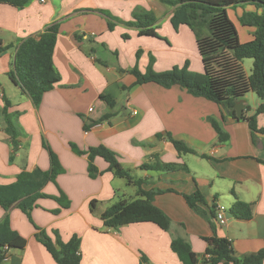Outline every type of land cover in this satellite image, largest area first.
<instances>
[{
  "label": "crops",
  "instance_id": "0c3cea01",
  "mask_svg": "<svg viewBox=\"0 0 264 264\" xmlns=\"http://www.w3.org/2000/svg\"><path fill=\"white\" fill-rule=\"evenodd\" d=\"M137 8L154 15L161 39L139 36L135 27L124 24L109 31L107 18L99 12L131 22ZM171 13L159 0H32L23 8L0 3V43L12 45L0 54V185L13 183L23 171L48 170L45 141L64 173L56 184L48 183L43 193L58 196L60 190L70 201L69 209L54 215L51 211L58 204L39 199L31 212L37 228L15 206L8 212L0 207V222L8 216L11 229L26 240L24 249L11 250L4 264H56L39 242L43 233L54 242V232L63 243L78 237V264H182L170 249L173 238L184 239L202 257L208 248L205 239L214 233L228 240L239 257L264 248L263 136L253 140L245 121H236L217 104L193 97L178 85L169 89L153 83L135 85L128 73L136 65L145 72L150 54L157 56V72L185 63L181 48L190 29L180 26L174 30ZM53 23L59 24L52 60L60 81L35 108L11 81L15 88L6 96L7 85L2 87L1 81L8 78L19 42L37 38ZM250 39L246 35L245 41ZM138 51L142 53L136 61ZM3 95L11 105L8 112L16 129V148L1 120ZM101 95L114 101L113 109ZM245 98L241 99L242 115L249 117L256 107H248ZM108 113L113 116L100 121ZM208 118L221 125L228 137L225 143L218 142ZM256 123L264 128V113L256 116ZM167 134L196 154L179 155L166 140ZM70 144L81 151L105 146L118 155L124 169L144 181V191H163L152 202L170 219L169 230L152 223L106 229L100 219L102 212L118 201L136 199V188L124 180L116 182L118 178L99 157L94 160L99 175L90 179L87 156L77 154ZM156 162L184 165L187 171L139 169L144 163ZM196 190L203 198L198 208L204 216L183 197ZM236 199L252 205L250 220L228 214ZM217 206L226 210L224 226L210 218Z\"/></svg>",
  "mask_w": 264,
  "mask_h": 264
},
{
  "label": "trees",
  "instance_id": "16d2710c",
  "mask_svg": "<svg viewBox=\"0 0 264 264\" xmlns=\"http://www.w3.org/2000/svg\"><path fill=\"white\" fill-rule=\"evenodd\" d=\"M32 0H0L2 4H8L16 8H23ZM163 5L172 10L170 24L174 30L185 26L193 33L197 53L200 57L202 72L194 73L189 70L186 61L182 66H174L170 70L157 72L151 64L152 56H149L148 66L145 72H140L137 65L128 71L135 78V85L153 83L165 89L178 85L188 94L196 98H203L217 104L236 121H245L251 131L252 139L256 135L263 136L264 128H258L256 116L264 113V0H159ZM240 7H254V10L244 9L236 15V21L241 27L251 28V39L241 42L234 21L229 16V10ZM107 18L108 30L112 31L117 24L135 27L139 36L154 37L161 39L156 32V18L151 12L140 8L132 12L131 22H123L112 17L108 12L99 10ZM59 24L49 25L37 38L29 37L21 40L16 47L12 69L7 76L19 91L29 98L35 108L42 102L43 95L53 89L59 83L60 76L53 65V51ZM127 39V36H123ZM12 45L2 46L0 54ZM141 51L136 53V61L139 60ZM252 60L251 73L247 75L243 69L242 61ZM130 88L122 87V90ZM254 93L261 104L256 108L252 116L244 114L238 118L233 109L236 102L246 94ZM100 99L108 108H114V101L105 95ZM4 106L1 110V120L4 131L12 140L16 148V129L12 116L8 112L10 103L3 95ZM113 114H105L100 121L108 120ZM208 122L217 134L218 142L225 143L228 139L221 125L213 119ZM86 129V128H85ZM159 138V135L156 136ZM179 155L196 154L195 151L186 147L182 142L174 140L166 135ZM48 154L49 169L43 171L36 168L30 172L19 173L16 180L9 185H0V207L8 212L15 206L28 220H31V212L37 207L39 199H50L58 204V208L51 211L58 215L62 210L70 208L67 196L59 190L58 196H50L43 193L48 183L56 184V178L64 173L57 155L44 141L42 144ZM71 148L79 155L87 156V175L90 179H96L99 171L94 164L95 158L99 157L108 164V170L118 178L125 181L128 186L136 188V199L132 201L121 200L105 209L100 215L103 226L106 229L118 230L122 226L136 223H152L163 231L170 228V219L161 210L153 205V197L162 193L161 190L144 191V181L133 177L130 170L124 169L118 155L106 148L97 146L81 151L74 144ZM201 157H205L202 156ZM264 164V162H261ZM140 170H151L170 173L177 170L187 171L186 166L176 164L144 163ZM187 205L198 214H204L198 208L203 198L198 190L190 195L183 196ZM252 205L235 200L228 210V214L238 220H250L252 217ZM210 218L215 221V213L211 211ZM213 224V223H212ZM213 226V225H212ZM35 228H37L34 225ZM56 240L52 242L44 233L39 242L45 248L56 264H78V249L80 241L73 236L68 242L63 243L57 232H54ZM208 248L202 257L192 252L190 245L182 238H173L170 249L182 264H260L264 260V248L256 253L237 256L232 249L231 243L215 235L206 238ZM26 246V240L13 231L10 227L8 216L0 222V264H4L11 250H22Z\"/></svg>",
  "mask_w": 264,
  "mask_h": 264
},
{
  "label": "rangeland",
  "instance_id": "374dc122",
  "mask_svg": "<svg viewBox=\"0 0 264 264\" xmlns=\"http://www.w3.org/2000/svg\"><path fill=\"white\" fill-rule=\"evenodd\" d=\"M244 9H246V7ZM244 9H242L240 7H237V8L229 10V16L234 21V23H235V25L237 27V30H238V33H239V38H240V41L242 43L246 42L245 41L246 35L251 37V33H252L250 29L241 27L238 24V22L236 21V17L235 16L239 15ZM250 10L253 11L254 7H251ZM250 10H248V11H250ZM157 31H158V29L156 30V32ZM189 32H190L191 35H189L188 40H186V41L184 40L185 41L184 42L185 46L183 48H181V52H183L185 54V57H186L185 62L187 61L189 63V70L191 72H194V73H201L202 72V65H201L200 57H199V55L197 53L196 44H195V38H194L193 33H191V31H189ZM175 52H178V49H175ZM150 55L152 56V59H153L151 67L153 68V70L156 71V69L154 68V65H155V62H156L155 60H156L157 56L153 55V54H150ZM148 62H149V58H148ZM242 66H243V69H244L245 73L247 75H249L251 73V69H252V60L244 59L242 61ZM170 69H168V70H170ZM164 71H166V70H164ZM1 82H2V85H3L2 87H4V83H5V85H7V86H5V87H7V88H5V94H6V96L7 95L9 96L11 94L10 90H12L15 87L13 86V84L10 82V80L8 78L2 80ZM245 96H246V98H245L246 99V104L248 105V107H250V108L256 107L257 108V105L261 104V101L258 99V97L254 93L250 92V93L246 94ZM131 175L134 177L133 173ZM115 180H116V182H119V183L122 182L123 183V180H121V179H115Z\"/></svg>",
  "mask_w": 264,
  "mask_h": 264
},
{
  "label": "built area",
  "instance_id": "2783aa9c",
  "mask_svg": "<svg viewBox=\"0 0 264 264\" xmlns=\"http://www.w3.org/2000/svg\"><path fill=\"white\" fill-rule=\"evenodd\" d=\"M45 0H40V2H44ZM91 111V109H89ZM215 221L224 226L226 224V210L222 206H217L215 208Z\"/></svg>",
  "mask_w": 264,
  "mask_h": 264
},
{
  "label": "water",
  "instance_id": "95a60500",
  "mask_svg": "<svg viewBox=\"0 0 264 264\" xmlns=\"http://www.w3.org/2000/svg\"><path fill=\"white\" fill-rule=\"evenodd\" d=\"M243 108H244V105H243V101L242 100H239L238 102H236V104L234 105V110L236 112V116L238 118H240L242 116V112H243Z\"/></svg>",
  "mask_w": 264,
  "mask_h": 264
}]
</instances>
